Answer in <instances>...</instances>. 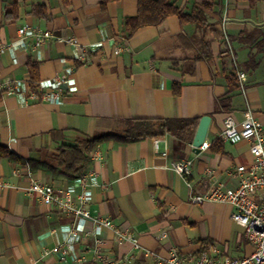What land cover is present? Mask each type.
I'll list each match as a JSON object with an SVG mask.
<instances>
[{
  "label": "crops",
  "instance_id": "0c3cea01",
  "mask_svg": "<svg viewBox=\"0 0 264 264\" xmlns=\"http://www.w3.org/2000/svg\"><path fill=\"white\" fill-rule=\"evenodd\" d=\"M14 1L0 0V42L6 45L0 51V145L7 150L0 154V264H102L97 238L105 254L130 256L131 264H150L151 253L173 250L198 256L206 239L212 243L204 252L213 256L250 254L253 246L233 221L230 203L192 197L219 182L237 187L235 168L253 161L249 141L220 137L227 115L240 123L250 110L264 131V0H174L187 13L210 3L208 26L172 15L129 37L124 22L137 14L138 0H16L15 9ZM34 5H44L49 17L33 13ZM30 60L39 63L40 82L68 73L60 103L31 95ZM239 71L246 74L244 89ZM206 115L208 150L165 134L98 142L91 163L75 177L38 164L52 161L62 144L122 129L126 119ZM185 157L193 161L189 176L172 168ZM82 175L97 180L88 188L91 213L131 233L141 248L27 192L33 179L62 187Z\"/></svg>",
  "mask_w": 264,
  "mask_h": 264
},
{
  "label": "built area",
  "instance_id": "2783aa9c",
  "mask_svg": "<svg viewBox=\"0 0 264 264\" xmlns=\"http://www.w3.org/2000/svg\"><path fill=\"white\" fill-rule=\"evenodd\" d=\"M68 41H72L69 39ZM0 42V51L5 48ZM239 86L244 89L246 74L238 73ZM68 81V73L58 75L53 79L41 81L39 91H31L34 98L48 102H61L64 89L63 84ZM10 86V83L7 84ZM220 137L229 143H238L242 140L250 142V151L253 161L250 166L239 165L235 168V174L239 178L238 186L228 188L223 183H217L204 194L194 195L192 201L195 203L211 200L230 203L233 208L232 219L244 228L245 237L253 246V251L239 258L213 256L209 252L201 255H181L179 250H173L169 256H161L151 253L150 264H264V131L262 122L254 117L250 110L244 113L242 122L238 123L232 115H227ZM190 146L194 148L193 143ZM210 143L205 139L200 150H208ZM94 154V155H93ZM92 157L98 153L93 152ZM193 161L185 157L172 163V168L179 174L189 176L192 172ZM82 175L80 179H70L62 186H54L33 179L27 188L30 195H37L45 204L52 206L58 212L67 216L75 217L82 224L92 220L101 227L114 229L120 241L130 240L135 248H141L138 240L129 232L118 229L109 219L102 216H94L90 209L91 192L89 186L96 183L94 175ZM74 236L78 235L77 229H72ZM102 239L97 238L95 244V256L102 264H131V257L125 256L121 260L112 258L100 250ZM58 250V248H57ZM67 246L63 252H67ZM78 259H83V253L77 254Z\"/></svg>",
  "mask_w": 264,
  "mask_h": 264
},
{
  "label": "trees",
  "instance_id": "16d2710c",
  "mask_svg": "<svg viewBox=\"0 0 264 264\" xmlns=\"http://www.w3.org/2000/svg\"><path fill=\"white\" fill-rule=\"evenodd\" d=\"M117 0H103V5ZM255 4L257 0H247ZM17 6L15 0L11 5ZM212 8L210 3H204L201 7L194 6L191 13L180 9L174 0H138L137 14L125 19L124 28L127 36H131L139 28L149 25H159L169 16L177 15L182 23L193 22L199 27H207L208 19L205 10ZM12 9V10H14ZM9 10L8 16L16 18L17 14ZM32 12L48 18L44 5H34ZM30 73V88L32 91L39 90L40 76L39 63L30 60L28 63ZM235 81L230 78L231 87H235ZM237 87V86H236ZM199 118H131L124 120V127L110 133H103L93 137H81L71 144H62L57 149L52 161H39L38 164L53 170L61 168L64 173L71 177L81 175L91 163L90 151L98 142L115 140L119 142H135L145 138H159L165 134L176 137L182 144L192 142L199 125ZM221 143V142H219ZM218 148L223 152V146ZM7 150L0 145V154ZM203 253L209 248L212 240H202Z\"/></svg>",
  "mask_w": 264,
  "mask_h": 264
},
{
  "label": "water",
  "instance_id": "95a60500",
  "mask_svg": "<svg viewBox=\"0 0 264 264\" xmlns=\"http://www.w3.org/2000/svg\"><path fill=\"white\" fill-rule=\"evenodd\" d=\"M210 121H211V117L206 115V116H203L199 122L196 134L193 139V145L196 151L200 150L199 147L202 145V143L206 139Z\"/></svg>",
  "mask_w": 264,
  "mask_h": 264
}]
</instances>
